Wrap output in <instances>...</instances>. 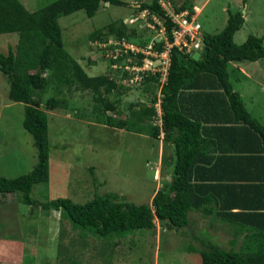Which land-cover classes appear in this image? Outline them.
Listing matches in <instances>:
<instances>
[{"label": "trees", "instance_id": "1", "mask_svg": "<svg viewBox=\"0 0 264 264\" xmlns=\"http://www.w3.org/2000/svg\"><path fill=\"white\" fill-rule=\"evenodd\" d=\"M102 1L131 5L123 0H53L38 9L29 10L20 0H0V34L17 36L15 49L8 47L6 52L0 51V73L9 85V99L24 104L22 125L33 138L37 157L29 172L14 177L0 176V200L8 193L20 192L22 202L43 210H56L69 221L72 229L79 232L80 237L94 236L99 240L121 237L137 229H153L155 221L167 229L183 228L189 225L191 211L213 215L223 221L242 215L246 217L245 226L253 225L249 228L245 247L225 249L214 243L202 246L199 249L200 264H264V224L257 221L264 219L263 201L255 204V209L249 213L233 212L235 206L244 207L246 204L234 198L229 183L200 181L209 177L201 174L200 164L210 162L212 157H208L204 149L208 145L215 151L226 148L223 137L228 131H233L234 124L257 139L258 144L255 142L256 147L252 146L251 150L264 149V123L248 111L239 92L233 89L228 70L231 62L263 59L264 35H248L242 43H235L233 37L244 24V14L241 10L228 9L226 23L219 32L203 33L200 53L183 52L173 47L164 81H160L158 72H147L136 86L144 85L150 90L151 84H155L153 88L159 87V96L150 90L148 102L131 103L130 106L138 109L123 117L118 109V98L129 88L121 83V79L128 77V72L123 69L128 56L113 58L112 55L116 54L113 45L107 47L110 52L107 56L105 48L98 45L103 58H106L108 70L103 74L89 75L65 49L58 21L60 16L78 10L92 17ZM135 4L139 6H131V9L136 12L147 10L149 14L159 16L163 20L166 37L171 40L172 23L158 0L137 1ZM173 4L177 11L187 9L189 14L193 13L192 4L188 1ZM110 37L114 40L125 37L140 46L149 41L135 38V29L127 28L119 19L89 34V39L95 42H106ZM162 45L163 41H156L153 49L161 50ZM141 56L142 53H138V57ZM116 62L121 64L118 69L112 67ZM45 72L50 73L49 77L44 75ZM51 81L57 83L54 88L57 94L63 85L67 89L75 86L90 90L94 101L101 103L100 109L96 107L92 111L98 122L106 119L109 127L148 135L155 142L162 134L163 144L172 143L175 159L170 178L154 193L150 204H136L114 191L94 194L84 203L67 197L40 201L31 196L35 184L49 180L51 146L46 110L68 109L69 104L65 97L58 95H51L43 102L34 98L35 92L52 84ZM157 100L158 111L155 106ZM191 104H195V113ZM109 112L114 114L108 115ZM212 121L222 123L206 125ZM90 171L92 183L97 186L98 178L92 167ZM250 189L252 192L253 188ZM257 209L262 211H255ZM250 215L256 219H248Z\"/></svg>", "mask_w": 264, "mask_h": 264}, {"label": "rangeland", "instance_id": "2", "mask_svg": "<svg viewBox=\"0 0 264 264\" xmlns=\"http://www.w3.org/2000/svg\"><path fill=\"white\" fill-rule=\"evenodd\" d=\"M20 1L29 10H35L53 0ZM123 1L132 3L131 0ZM196 4L195 18L203 33L219 32L226 23V11L231 9L241 10L244 14V24L233 38L235 43H242L248 35H264V0H200ZM139 14L128 5L102 1L92 17H87L83 10L60 16L58 21L65 49L89 75L106 73V58L97 47L99 42L89 39L90 32L119 19L127 28L135 29V38L149 39L148 42L159 39L158 26L152 29L147 25L152 17L149 14L140 17ZM131 17H136L134 23L128 22ZM16 42L15 34H0V51L6 52L8 47L15 49ZM235 63L248 66L251 76L240 77L230 63L228 70L233 87L239 90L253 114L264 116L258 109L264 110V91L260 87L264 82V58ZM44 75L49 77L50 73ZM124 79L121 83L129 88L118 98V109L123 117L138 109L130 106L131 103L148 102L150 90L159 96V87L153 88L155 84L149 83L152 86L149 90L144 85L136 86L139 82ZM56 85L52 82L34 94V98L42 102L51 95H58L65 97L69 104L68 109L46 110L51 146L49 180L35 184L31 196L40 201L67 197L84 203L94 194L114 191L136 204H150L158 190L156 186L162 184L161 178H164L163 182L167 179V175L161 173L159 163L154 164L157 143L152 138L109 127L106 119L103 122L95 120L92 111L96 107L100 109L101 103L94 101L90 90L75 86L67 89L63 85L57 94ZM8 89L9 85L0 73V176L14 177L29 172L37 157L33 138L22 125L24 104L10 100ZM111 97L115 99V96ZM258 100H261L260 105L256 103ZM155 106L158 111V100ZM113 114L109 112L108 115ZM90 167L98 178L97 186L92 183ZM20 195V192L8 193L0 200V238L16 241L8 248L17 259V262L9 261L3 248L6 259L0 261L2 264H200L199 249L202 246L211 243L227 246L226 228L215 223L209 233L207 221L200 219L198 213L195 216L193 211L188 216L189 225L179 229H167L155 221L153 229H137L121 237L82 238L58 211L28 205L20 200Z\"/></svg>", "mask_w": 264, "mask_h": 264}, {"label": "crops", "instance_id": "3", "mask_svg": "<svg viewBox=\"0 0 264 264\" xmlns=\"http://www.w3.org/2000/svg\"><path fill=\"white\" fill-rule=\"evenodd\" d=\"M137 1H143V0H131L132 3L129 7L131 8L132 4H135ZM173 1L177 5L182 4L185 1L190 2L192 4L194 10L193 14L195 16V8L198 7V4L196 3H198L200 0H173ZM231 63L233 64V69H237V72L239 73L240 77L250 78L251 74L248 73L249 72L247 69L249 68L248 66H246L247 67L246 68L243 65H239L238 63L235 62H231ZM260 87L262 88V91H264V82L263 84H261ZM233 89L239 92V90L235 89L234 87ZM239 94L241 95L240 92ZM262 95L264 97V93ZM260 101L261 100H258V102L256 103L260 105ZM191 107H194L192 108V111L195 113V104H191ZM247 109L252 115H254L257 119H259V121L264 123V116L253 114V111L251 109H249L248 107ZM258 109L261 112V114L264 115V110L260 108ZM207 123H206L207 126H211V125L213 126V125H220V123L222 122L215 123L212 121ZM233 127H235L234 129H232L233 131H228L226 133V136L223 137L224 138L223 140H225L226 148H224L223 150L220 149L218 151H215L211 149L212 146L208 145L207 148L204 149L208 154L207 156L210 157L212 155V157H210L209 160L210 162L200 164L201 174L203 176H209L205 180H200V181H209V182L220 181L213 183H222V181H224L226 183H229V185H231L232 187L231 190L235 195L234 198L246 204V206L244 207L235 206V208H232V211L233 212L242 211V213L248 211L247 213H249L255 209L254 208L255 204H259L262 201L264 203V149L251 150L252 146L256 147L255 142L256 143L258 142L257 139L252 135H249V133H247V131L244 128L239 127L237 124H234ZM118 130L124 131V129H118ZM139 135L144 138H151L148 135H144V134H139ZM248 136L250 137L248 138ZM156 143H157L156 144L157 149L154 158V164L157 162L159 163V169L162 174L165 173V175H167L166 181H168L170 178L172 164L175 159L173 145L170 142H166V144L165 143L163 144L162 134L160 135L159 140H157ZM161 181L163 184L164 181L163 177L161 178ZM250 184H252V186ZM258 184L260 185L259 187L257 186ZM254 185H256L257 187L256 186L254 187ZM160 186H156V189H158ZM251 187L253 188L252 192L250 189ZM241 191H245L246 194L241 193ZM255 211H262V209H257ZM197 213L200 215V219L207 221V229L206 228L204 229H206L209 233H210L209 229L214 227L215 223H219L218 226H222L223 228H226L227 246L225 247L223 246L225 249H229V248L239 249L241 247H245L246 244L245 241L247 240V237L250 235L249 228H253V225L251 224L245 226L244 221L246 217H243L242 215H240L241 217L234 215L230 218L229 221L228 220L223 221L220 220V218L218 217H214L213 215H204L199 211H195V216L197 215ZM248 219L255 220L256 218H253V216L250 215ZM257 221L261 222L259 224H264V219ZM13 240L0 238V261L6 259V257L4 256L6 254L9 255L7 258L9 261L13 260V262H17V259L13 258L15 257L14 256L15 254L10 252L8 248L9 245H11V243L16 242ZM23 246L24 245H22V247ZM3 248H5L4 251L5 254L4 252H2Z\"/></svg>", "mask_w": 264, "mask_h": 264}, {"label": "built area", "instance_id": "4", "mask_svg": "<svg viewBox=\"0 0 264 264\" xmlns=\"http://www.w3.org/2000/svg\"><path fill=\"white\" fill-rule=\"evenodd\" d=\"M160 6L165 12V15L170 18L172 27L170 29L171 40L166 37V30L163 24V20L154 14H149L147 10L140 11L139 16L144 17L145 14H149L153 22L148 23V27L157 30L161 35L159 39L150 41L144 46H140L133 41L127 40L125 37L121 39L109 38L106 42H99V46L105 48V53L109 56L107 47L114 46L113 58H117L120 55H127L123 69L128 73V77L131 83L140 82L141 79L147 75V72L159 73L160 81L166 79L168 68L170 65V54L173 47L178 48L183 52H201L203 49V30L200 22L197 21L194 14H189L187 9L176 10L172 0H158ZM136 17H131L128 22L134 23ZM156 41H163L161 50H154L153 44ZM118 52V53H117ZM138 53H142L143 56L138 57ZM113 68H120L121 64L114 63ZM124 79V80H125Z\"/></svg>", "mask_w": 264, "mask_h": 264}, {"label": "water", "instance_id": "5", "mask_svg": "<svg viewBox=\"0 0 264 264\" xmlns=\"http://www.w3.org/2000/svg\"><path fill=\"white\" fill-rule=\"evenodd\" d=\"M132 6H137V7H138V6H139V4H132Z\"/></svg>", "mask_w": 264, "mask_h": 264}]
</instances>
